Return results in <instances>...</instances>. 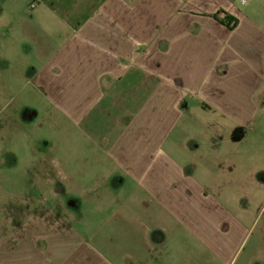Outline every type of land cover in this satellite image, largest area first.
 <instances>
[{"label": "crops", "instance_id": "crops-1", "mask_svg": "<svg viewBox=\"0 0 264 264\" xmlns=\"http://www.w3.org/2000/svg\"><path fill=\"white\" fill-rule=\"evenodd\" d=\"M0 2V96L23 77L71 132L66 214L0 264H264V0Z\"/></svg>", "mask_w": 264, "mask_h": 264}, {"label": "rangeland", "instance_id": "rangeland-1", "mask_svg": "<svg viewBox=\"0 0 264 264\" xmlns=\"http://www.w3.org/2000/svg\"><path fill=\"white\" fill-rule=\"evenodd\" d=\"M3 8L6 6L0 2V11ZM3 39H0V72L11 74L12 63L7 67L3 64L9 60L17 62L20 55L17 50L11 53L4 50ZM6 54L10 56L8 60ZM0 80L1 88L4 82ZM11 81V96H0V238L19 225L28 232L44 231L46 227L36 225V220H53L58 211L66 214L63 206L53 203L51 195L46 193L45 174L55 173L51 159L67 152L71 132L59 114V118L52 120L53 114L47 110L45 98L36 94L23 77L11 78ZM259 131L264 135V109L263 127ZM261 141L253 142V155L256 152L264 155V139ZM63 163L66 166V161ZM63 195L66 196V192ZM256 220H264L263 208Z\"/></svg>", "mask_w": 264, "mask_h": 264}]
</instances>
